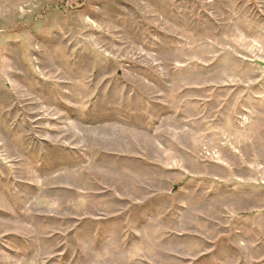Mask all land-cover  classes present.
I'll return each mask as SVG.
<instances>
[{
  "label": "rangeland",
  "instance_id": "obj_1",
  "mask_svg": "<svg viewBox=\"0 0 264 264\" xmlns=\"http://www.w3.org/2000/svg\"><path fill=\"white\" fill-rule=\"evenodd\" d=\"M0 264H264V0H0Z\"/></svg>",
  "mask_w": 264,
  "mask_h": 264
},
{
  "label": "water",
  "instance_id": "obj_2",
  "mask_svg": "<svg viewBox=\"0 0 264 264\" xmlns=\"http://www.w3.org/2000/svg\"><path fill=\"white\" fill-rule=\"evenodd\" d=\"M173 191H176V187L174 188V190Z\"/></svg>",
  "mask_w": 264,
  "mask_h": 264
}]
</instances>
